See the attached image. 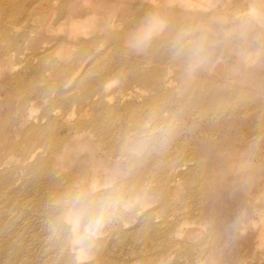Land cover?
<instances>
[{
    "label": "rangeland",
    "instance_id": "rangeland-1",
    "mask_svg": "<svg viewBox=\"0 0 264 264\" xmlns=\"http://www.w3.org/2000/svg\"><path fill=\"white\" fill-rule=\"evenodd\" d=\"M138 2L149 3L148 0H8L0 9V28H9L8 37L0 35V70L7 68L10 72L0 77V137L12 135L17 145L39 147V155L52 158V167L59 171L56 177L71 176L77 182L72 185L65 182V186L77 189L83 184L103 182L110 176L129 134H124L127 127L138 128L147 119L144 115L152 111H157L152 118L156 123L177 117L178 128L163 150L146 154L130 167L121 165L126 173L125 190L128 188L132 195L142 191L139 202L109 223L107 243L121 263L100 255V245L81 251L72 242L70 227L62 221L69 228L68 246L74 248L69 251L74 256L72 264H264V0H243L238 18L249 22L244 26L237 24L234 30L226 31V26L236 17L230 14L236 0H204L210 7L224 4L229 14L219 22L193 24L181 19L177 27L168 22L165 33L153 41L145 54H131L136 67L143 70L155 87L143 85L147 87L145 91L142 84H133V76L113 77L108 82L106 102L93 113L87 104L83 107L85 102H77L82 93L76 86L78 80L73 77L59 82L52 71L57 69L54 66L68 68L93 52V49L84 52V46L74 50L78 43L91 41V32L77 34L72 50L64 48L62 41L68 34L63 26L71 22L70 16L78 19L87 13H95L96 18L118 15L127 22L131 19V8ZM121 6H127L128 10L120 12ZM13 12L19 15L9 17ZM20 15L25 17L18 19ZM127 27L123 23L119 31L124 32ZM184 30L204 37L210 51L209 59L192 73L183 64L186 57L174 56L173 49L168 61H161L152 51L155 41L175 37ZM25 32V37L21 36ZM127 37L117 44L122 52L116 55L122 59H127ZM115 51L112 45L97 56L103 54L108 60ZM96 57L92 56L89 65L105 68V60ZM27 60L33 65L25 69ZM37 69L42 70L37 86L48 89L45 103L33 93L24 92L20 96L23 89L17 88L12 79L23 72L26 79H31ZM66 73H61L60 78ZM69 75L70 71L66 78ZM58 87L74 100L67 116L61 115L57 105L54 90ZM227 101L244 114L218 115ZM56 110L59 112L55 113ZM24 114L27 120L16 134L9 127ZM51 122L63 126L61 133L69 138L68 146L59 156L49 153V137L30 129L34 125L49 126ZM91 128L99 131L93 133ZM103 132L107 134L106 145L112 146L107 156L101 153L106 145L99 142ZM3 138L1 149L5 150ZM243 141L249 144L248 150ZM3 156L6 154H0ZM21 158L15 151L0 163V170H16L24 176L19 167ZM84 169L89 173L95 170L102 177L91 182L90 178L81 177ZM169 188L174 192H169ZM73 192L65 195V199ZM136 198L134 195L129 199ZM51 204L60 206L56 201ZM147 219L159 224L163 231L153 246L137 230ZM27 221L32 223L34 218L28 217ZM119 230L125 235L119 234ZM46 236L41 251H46L47 264L64 262L56 245L55 229ZM179 242H188L192 247H183ZM189 252L192 258L188 257Z\"/></svg>",
    "mask_w": 264,
    "mask_h": 264
},
{
    "label": "bare ground",
    "instance_id": "bare-ground-1",
    "mask_svg": "<svg viewBox=\"0 0 264 264\" xmlns=\"http://www.w3.org/2000/svg\"><path fill=\"white\" fill-rule=\"evenodd\" d=\"M143 1V0H142ZM149 3L143 4L138 2L135 7L131 8V19L125 22L124 17L114 16V17H103L96 18L95 13H87L78 19L71 17V22L65 24L63 27L66 28L68 36L63 39L62 46L67 50H72L75 46V39L77 34H85L91 32L92 39L88 42L78 43L74 50H80L84 46V52L87 55L79 58L71 63L68 68H61L54 66L52 70L56 73L55 76H58V81L62 83L66 82L67 79L78 80L77 88L82 89L81 98L79 97L78 103L82 104L83 107L86 105L93 113L97 107L102 103L106 102L107 99V90L108 82L111 78H127L133 76V84L136 85H146L151 84L155 87V83H151L146 79L143 70H140L136 67V64L129 52H127V59H122L116 54L120 51V48L117 44L121 43V40L124 36H128L132 29H135L146 16L149 14H156L165 19L167 22H172L176 27L181 23V19H187L189 23L195 24V22H205L211 23L213 21L219 22L226 17L229 13L224 10V4L221 3L220 6L207 5L204 3V0H148ZM255 0H252V2ZM8 2V0H0V9ZM243 0H236L235 7L231 10L230 14L234 13V17L231 23L226 26V31L234 30L237 24L244 26L248 20H239L238 11L242 5ZM210 7V8H209ZM128 10L127 6H121L120 12ZM134 14V15H133ZM19 14L13 12L9 17H16ZM240 15V13H239ZM25 16H19L18 19H23ZM69 18V17H68ZM10 19V18H8ZM17 19V18H16ZM65 19V17H62ZM7 22L9 20H6ZM123 23H127L128 27L124 32L119 31V27ZM191 25V24H190ZM98 26V27H96ZM193 25L190 26L192 28ZM175 27V28H176ZM8 27L0 28V35L8 37ZM10 32V31H9ZM25 34L21 36L25 37ZM196 37H201L200 35H194ZM29 38V34L27 36ZM174 37L168 38L164 41H155L152 46L153 54H157L161 61H168L171 56L172 51V40ZM83 44V45H82ZM109 44V45H107ZM115 46L117 51L114 52L113 56H109L108 60H105L104 55L100 53H105L107 47ZM73 50V51H74ZM92 56L96 59L105 60V68H100L98 65H89L92 61ZM250 59V57H247ZM149 62V61H147ZM151 63V62H149ZM183 64L187 65V60ZM30 65H33L31 61H26V68ZM70 71V75L66 78V74ZM67 72V73H66ZM9 70L3 68L0 70V77L8 74ZM61 73H66L62 78ZM88 73V74H87ZM36 75L31 79H26L25 72L22 74L15 75L12 79L16 83L17 88L20 87L23 89L19 92L21 96L22 93H33L35 94L41 102L48 101L47 90L43 87L37 86V81L42 77V70L37 69ZM7 75V76H8ZM72 75V76H71ZM128 79V78H127ZM26 80V81H25ZM12 83V82H11ZM49 84L52 85V79H49ZM163 83H160V85ZM161 85V86H162ZM145 91L147 87L143 86ZM55 94L58 96L57 105L60 106L62 116H67L69 114L70 107L73 104V99L67 97L63 92V89L58 87L55 90ZM142 96L139 95V98ZM226 98L223 100V102ZM37 101V100H36ZM35 101V102H36ZM76 101V100H75ZM145 103L151 104L149 100H145ZM230 102L224 103L221 109H223L218 115L226 114L229 116L243 115L244 113H239V109L235 105H229ZM229 105V107H228ZM227 107V108H226ZM24 109H27V105L24 104ZM224 108H226L224 110ZM59 111H55L57 113ZM153 112V113H152ZM144 116H147V119L142 120L145 122L149 119H152L155 112L152 111ZM226 112V113H225ZM159 113V112H158ZM27 120V116L24 114L21 116V119L16 120L12 123V126L9 129L17 134L19 127L23 126ZM50 123V122H49ZM23 124V125H22ZM49 128H54L53 131ZM31 132L35 134H45L46 137L50 139V154H56L57 156L61 155L63 148L68 146L69 142L68 137L62 135L61 130L63 126H57L55 123L51 122L49 126H32ZM137 128L127 127L124 131V134H128ZM97 130V131H96ZM51 131V132H50ZM98 129L91 128V132H98ZM107 134L103 132V136L99 139V142L103 145H106ZM3 136L0 137V154L6 156L0 157V163L8 159V157L13 155L15 151L19 152L21 155V160L19 167L24 171L23 175H18L16 170L6 171L0 170V264H47L46 251H41V246L47 240V232H51L52 228L55 229L57 240L56 245L59 246L62 260L64 262L57 261V264H72L73 255L69 251L74 250V248H69L67 241V234L69 233V228L62 222L61 218L64 214V202L65 195L70 192L75 191L74 188H67L65 182L69 184H75L76 179L71 176H62L57 178L55 168L52 167L53 160L46 156H41L38 154L39 147L35 145L22 146L21 144L17 145L13 140L12 135H8V138H3L5 145V150L1 149V140ZM244 147L248 150L249 144L246 141H243ZM23 148V149H22ZM112 146H105L102 149L103 156H107L111 150ZM37 155V156H36ZM39 156V157H38ZM45 157V158H44ZM95 159V157H90ZM164 159V162L168 160ZM93 163V162H91ZM81 177L90 178V181L96 180L102 175L98 172L92 171L89 173L88 169H84L81 172ZM187 180H191L190 177H185ZM140 185V182H138ZM88 184H83L80 186H86ZM138 185V186H139ZM125 189V188H124ZM139 188L138 190H140ZM169 192H174L173 189L169 188ZM128 198H134L140 196L142 192L135 191L132 193L128 190ZM53 201L60 202L59 205H52ZM34 218L32 223L27 221V218ZM139 218H137L138 220ZM50 225H49V223ZM152 221V222H151ZM108 224L99 239L95 242L96 246H101L98 253L103 255L110 261L121 263L119 258H115L110 251L107 241L110 234ZM50 229H46V228ZM159 224L155 223L152 219L145 220V224L138 228L141 234L145 235L146 240L149 246H153L159 242V235L163 233ZM180 231V230H179ZM42 233L45 236H42ZM110 233V232H109ZM119 234L125 235V232L119 230ZM180 234V233H179ZM157 235V236H156ZM180 245L186 248L192 247L188 242H179ZM118 245V242L115 243ZM114 245V246H115ZM188 257L191 256L189 252ZM34 258V261H33ZM30 259V260H29Z\"/></svg>",
    "mask_w": 264,
    "mask_h": 264
},
{
    "label": "clouds",
    "instance_id": "clouds-1",
    "mask_svg": "<svg viewBox=\"0 0 264 264\" xmlns=\"http://www.w3.org/2000/svg\"><path fill=\"white\" fill-rule=\"evenodd\" d=\"M168 28V22L156 14H149L129 33L125 46L130 54L142 55L153 41ZM173 55L186 57L189 73L202 66L210 57L207 41L184 30L172 40ZM178 128V118L166 123L145 121L129 133L121 147V156L112 173L103 182L79 186L64 202L62 221L70 227L72 242L81 251L95 245L104 228L122 212L130 210L141 197L130 200L124 189L126 173L121 165L129 167L146 154L163 150Z\"/></svg>",
    "mask_w": 264,
    "mask_h": 264
}]
</instances>
